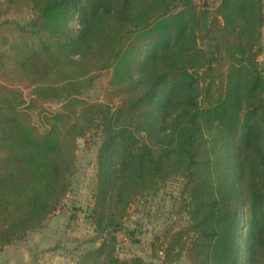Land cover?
<instances>
[{"label":"trees","instance_id":"obj_1","mask_svg":"<svg viewBox=\"0 0 264 264\" xmlns=\"http://www.w3.org/2000/svg\"><path fill=\"white\" fill-rule=\"evenodd\" d=\"M263 28L264 0H0V249L62 207L95 136L100 242L79 264H156L117 235L176 179L188 220L155 234V257L264 264Z\"/></svg>","mask_w":264,"mask_h":264},{"label":"rangeland","instance_id":"obj_2","mask_svg":"<svg viewBox=\"0 0 264 264\" xmlns=\"http://www.w3.org/2000/svg\"><path fill=\"white\" fill-rule=\"evenodd\" d=\"M71 25L74 31L80 27L77 19L73 20ZM259 58L264 67V50ZM110 73V70L100 72L94 86L86 89L84 96L89 100H102L103 92L109 85ZM29 92L30 89L24 90L26 95ZM47 105L54 110L61 107L57 102ZM85 140L78 139L77 171L72 189L64 199L62 207L49 217L42 228L28 233L27 237L18 241V245L13 246L10 251H0V258L9 257L19 263L23 261L25 253H28L27 256L30 253L31 264H79L80 254L100 242L99 238L96 239L98 234L94 226L87 219V212L93 205L92 193L96 182L99 140L95 136ZM182 188L181 180L169 181L156 194L149 195L131 209L125 224L136 232L132 237L118 233L117 249L122 257L139 255L147 261L163 264L161 259L153 254L151 244L155 234L160 233L164 226L187 223V215L181 207ZM172 264H188V260L183 257Z\"/></svg>","mask_w":264,"mask_h":264},{"label":"crops","instance_id":"obj_3","mask_svg":"<svg viewBox=\"0 0 264 264\" xmlns=\"http://www.w3.org/2000/svg\"><path fill=\"white\" fill-rule=\"evenodd\" d=\"M15 245H18V244H13V245H10V246H6V247H4V248H1L0 249V251L2 252V253H4V252H8V251H10V249L13 247V246H15ZM28 254V253H27ZM27 254L25 253L24 254V259H23V261L21 262H19V263H16L15 261H13V259H11V258H9V257H4V258H0V264H31L32 263V260H31V258H32V255H30V253H29V256H27ZM30 258V259H29Z\"/></svg>","mask_w":264,"mask_h":264}]
</instances>
